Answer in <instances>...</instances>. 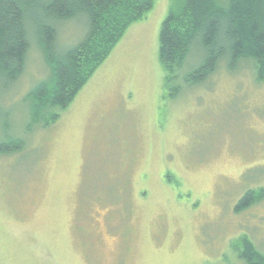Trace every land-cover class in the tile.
<instances>
[{"label": "rangeland", "instance_id": "obj_1", "mask_svg": "<svg viewBox=\"0 0 264 264\" xmlns=\"http://www.w3.org/2000/svg\"><path fill=\"white\" fill-rule=\"evenodd\" d=\"M176 0H154L132 22L59 118L26 130V93L49 75L35 36L23 72L0 88V264H243L230 243L264 251V82L251 60L226 59L200 83L183 74L170 97L158 60L161 22ZM57 49L85 21L57 26Z\"/></svg>", "mask_w": 264, "mask_h": 264}, {"label": "trees", "instance_id": "obj_2", "mask_svg": "<svg viewBox=\"0 0 264 264\" xmlns=\"http://www.w3.org/2000/svg\"><path fill=\"white\" fill-rule=\"evenodd\" d=\"M154 0H0V88L23 72L29 35L37 41L49 75L25 97L27 131L54 123L95 70L108 57L127 27L151 9ZM81 18L86 32L73 46H56L57 25ZM158 60L163 85L175 97V81L192 59L197 65L183 74L187 85L202 82L226 59L232 71L238 61L251 60L257 81L264 82V0H176L161 22ZM190 58V59H189ZM19 138L0 142V153L22 149ZM264 199V186L247 189L234 206L241 212ZM230 249L243 264H264V251L241 234Z\"/></svg>", "mask_w": 264, "mask_h": 264}]
</instances>
